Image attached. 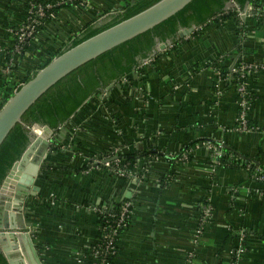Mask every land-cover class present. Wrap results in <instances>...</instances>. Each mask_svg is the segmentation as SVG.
<instances>
[{"label": "crops", "instance_id": "0c3cea01", "mask_svg": "<svg viewBox=\"0 0 264 264\" xmlns=\"http://www.w3.org/2000/svg\"><path fill=\"white\" fill-rule=\"evenodd\" d=\"M27 1L0 0V104L5 91L83 29L137 0L61 4L18 54L13 30L25 20ZM245 9L251 13L236 14L244 37L230 18L178 37L173 47H157L155 57L142 60L130 79L87 100L54 131L26 217L42 263L93 264L90 248L100 230L92 207L127 200L131 216L119 234L113 264H264V184L245 168L214 166L205 144L232 148L264 168V20L251 4ZM221 56L232 58L223 62L230 69L240 62L263 66L245 86L253 97L246 118L260 130L237 129L238 83L226 86L211 65ZM114 147L134 155L133 175L118 177L91 166ZM184 148L187 158L180 156ZM206 199L212 209L197 234Z\"/></svg>", "mask_w": 264, "mask_h": 264}, {"label": "water", "instance_id": "95a60500", "mask_svg": "<svg viewBox=\"0 0 264 264\" xmlns=\"http://www.w3.org/2000/svg\"><path fill=\"white\" fill-rule=\"evenodd\" d=\"M235 1L244 12L248 0ZM223 9L235 8L230 0H139L123 11L106 13L0 104V264H44L26 230L32 226L26 217L28 197L36 194L37 172L46 167L43 159L53 146L55 130L50 127L76 109L93 88L104 87L141 58L164 49L177 31L178 37L187 35ZM33 121L38 124L27 146L21 122L30 126Z\"/></svg>", "mask_w": 264, "mask_h": 264}, {"label": "built area", "instance_id": "2783aa9c", "mask_svg": "<svg viewBox=\"0 0 264 264\" xmlns=\"http://www.w3.org/2000/svg\"><path fill=\"white\" fill-rule=\"evenodd\" d=\"M75 0H58L56 4L61 5L66 2H73ZM77 1V0H76ZM80 2V0H79ZM78 2V3H79ZM232 3L233 7L235 8V11L239 17H244L248 14L251 13L248 10L244 9V12H240L239 7L237 4L234 2V0H230ZM28 10L25 16V20L20 25L18 28L13 30V35L15 38V41L12 44V48L15 53H21V51L24 48V45L28 41L29 38H31L34 33L38 30V26L42 25L44 22V18L47 16L46 15V9H50L53 4L51 3H46L45 5H42L41 3H37L34 0H28ZM216 17V16H215ZM213 17L212 19H214ZM239 25L243 26L242 22H239ZM246 35V32L243 31L240 33V37H244ZM152 58H148L146 61H150ZM263 66L259 63H250V62H240L236 66L231 68L232 72H238L239 75L237 77L231 78V82L238 83L239 86V104H240V114H239V120H238V126L237 129L239 131H245V130H260L258 125L252 124L248 125V120H247V109L249 107V98L246 96L248 92L245 89L247 79H249L250 75H253L256 71L262 69ZM38 70V69H37ZM36 70V71H37ZM218 77L223 81V79L219 76V72L217 71ZM244 81L243 79L246 78ZM241 81V82H239ZM16 90V88L13 90V92ZM7 99V98H6ZM5 99H3V102ZM33 130V127L31 128ZM208 148H211V154H212V164L217 162L215 159L216 155L221 154L220 148H217L213 144L206 142ZM121 150L119 148H112L108 154L102 155L101 157H96L92 160L91 166L98 168L99 166H103L106 169L110 171L113 175H116L118 177H128L133 175V171L130 169L131 163H128L126 160L119 159L118 155L120 154ZM157 156V155H154ZM180 156L182 158H187V151H183ZM157 158V157H154ZM260 170L259 168L256 169V171ZM254 181H264V176L262 175H253L251 177ZM260 183V182H259ZM260 195L264 197V190L260 191ZM206 203H202L200 205V219H199V226L197 228V234H200L206 221L207 217L209 216L212 206L209 203V201L206 199L204 200ZM53 203V201H51ZM105 204L97 205L92 207L93 211L97 213H104L106 209ZM131 202L130 201H123V204L120 207V210L118 212V215L115 216L114 214L111 213H106L107 217H114L111 222L112 224L106 225L104 227H99L100 230V238L96 241V243L93 245L91 254L94 258V263L93 264H109L106 260V257L108 254H115L116 251V246H115V241L117 240L116 237H118V232L117 228L120 226L126 227L125 220L130 219L131 216ZM108 220V218H107ZM237 256L241 255L243 253L242 248H238L237 251Z\"/></svg>", "mask_w": 264, "mask_h": 264}, {"label": "trees", "instance_id": "16d2710c", "mask_svg": "<svg viewBox=\"0 0 264 264\" xmlns=\"http://www.w3.org/2000/svg\"><path fill=\"white\" fill-rule=\"evenodd\" d=\"M35 2L37 3H41L42 5H45L47 2L43 1V0H34ZM81 1V0H80ZM139 1V0H137ZM136 1V2H137ZM79 0H75L73 2H66L64 4H72V3H78ZM134 2V3H136ZM234 2L237 4V2L234 0ZM133 3V4H134ZM247 4H251L252 6H254V8H256L258 11L256 12V15L259 17V18H262L264 20V0H248L247 1ZM246 4V5H247ZM132 5V4H131ZM131 5H128L126 8H128L129 6ZM57 6H60V5H56V6H52L50 9H46V15L52 11L53 9H55ZM238 6V4H237ZM239 7V6H238ZM125 8V9H126ZM124 9V10H125ZM240 9V8H239ZM236 11L235 9H223V10H220V11H217V12H214L212 13L211 15H209L207 18H205L202 22H200L199 24H197L195 26V28L193 29V31L191 33H195L196 31H198L199 29H202L203 27L207 26V25H210V24H217V23H222L224 22V20L226 19H233L237 22V15H236ZM216 16V17H215ZM213 17H215L214 19H212ZM46 18V17H45ZM44 18V20H45ZM41 26V25H40ZM38 26V29L39 27ZM192 25H189L188 27H191ZM188 27H184V28H188ZM237 30H238V34H240L241 32L244 31V28L242 25H239L238 22H237ZM179 31H177L176 33V39L173 40L172 42L168 43L167 45H170V47H173L174 45L177 44V42L179 40H181V38H178L177 34H178ZM156 53L153 52L143 58H141L140 60H138L137 62H135L134 64L130 65L129 67H127L126 69H124L123 71L119 72L117 75H115L112 79L109 80V82L102 88H93L91 90V92L88 94V96L81 102V104L76 108L74 109L66 118H64L63 120L57 122L56 124L52 125L51 127L47 124V123H43L42 125H47L49 126L50 128L54 129V130H57L58 128L64 126L68 121L69 119L71 118V116L87 101L89 100L90 98L94 97V96H97V95H103L104 94V90L106 88L107 85H109L111 82H118V81H121L122 78H126V79H130V75H133L134 72L136 71V68L137 66L140 64V62L142 60H147L148 58H151V57H155ZM52 58V57H51ZM49 58L46 63L51 59ZM232 58H229L228 59V56H221L219 58V60H215L211 63V65L213 67L216 68V71L219 72V75L220 77L224 80L225 82V85L228 86V84L231 82V78H234V77H237L239 75L238 72H232L231 69H230V64L228 65H224V61L225 60H228L230 61ZM232 62V61H231ZM45 63V64H46ZM44 64V65H45ZM43 65V66H44ZM41 66V67H43ZM40 67V68H41ZM237 68V66H236ZM36 71L32 72L31 74L27 75L24 79V81L21 82V84L25 81H27L32 75H34ZM247 79L244 78L243 81ZM241 82V81H239ZM21 84H18L16 86H13L12 88H10L9 90L5 91L4 92V95H3V99H6L8 98L12 93H13V90L16 88L18 89V87L21 85ZM248 96L249 98V103L252 101V95L248 92V94L246 95ZM37 122L33 121L32 124L30 126H28L25 122H21L24 130H25V133H26V137H27V146L29 145L30 143V140H31V128L34 126V124H36ZM38 124V123H37ZM248 125H251L250 122H248ZM26 146V147H27ZM26 149V148H25ZM24 149V150H25ZM23 150V151H24ZM111 149H109L107 152H105V154H108L110 152ZM188 149L184 148L182 150L183 151H187ZM220 150H221V154L220 155H216L215 156V159L217 160V162L213 163L214 166H225L227 168H245L248 175L250 177H252L253 175L257 174V175H262L264 176V168L260 167V165L258 163H256L255 161L253 160H250L248 159L247 157H242L240 156V154L233 150L232 148H229V147H222L220 146ZM181 152V153H182ZM23 153V152H22ZM21 153V155H22ZM180 153V154H181ZM104 153L102 155H105ZM159 154V153H158ZM20 155V156H21ZM102 155H98V157H101ZM160 155V154H159ZM20 158V157H19ZM118 158L119 159H123V160H126L128 163H133V158H134V155L131 154V153H120L118 155ZM17 159L14 160V162L16 161ZM13 162V163H14ZM13 163L11 164V166L13 165ZM11 168V167H10ZM259 168L260 170L256 171V169ZM9 171V170H8ZM8 173V172H7ZM6 173V174H7ZM6 176V175H5ZM4 176V177H5ZM4 179V178H3ZM2 179V181H3ZM2 181L0 183V186L2 184ZM256 182H260V183H263L264 184V181H258V180H255ZM204 203H206L204 201ZM106 205V209L104 211V213H97V222H98V227H104V226H108L110 224H112L111 220L114 218V217H107L106 216V213H111V214H114L115 216L118 215V212L120 210V207L121 205L123 204V201L121 202H106L104 203ZM108 218V220H107ZM129 218L125 220V224L126 226L128 225L129 223ZM123 226H120L117 228V232H118V237H119V234L121 233V231L123 230ZM118 237H116V239L118 240ZM100 238V237H99ZM117 240L115 241V246L117 245ZM92 248L93 246L90 248V253L92 251ZM3 254V253H2ZM92 255V254H91ZM114 255L115 254H108V256L106 257V260L109 264H113V259H114ZM4 256V255H3ZM5 258V256H4ZM234 258H235V255H234ZM6 260V258H5ZM7 261V260H6ZM8 263V262H7Z\"/></svg>", "mask_w": 264, "mask_h": 264}]
</instances>
